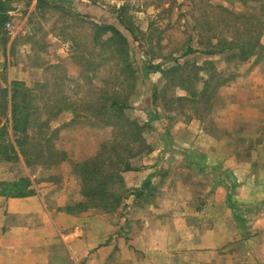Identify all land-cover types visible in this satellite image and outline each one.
I'll return each instance as SVG.
<instances>
[{
	"label": "rangeland",
	"instance_id": "obj_1",
	"mask_svg": "<svg viewBox=\"0 0 264 264\" xmlns=\"http://www.w3.org/2000/svg\"><path fill=\"white\" fill-rule=\"evenodd\" d=\"M37 1H15L4 44L0 36V79L24 83L28 109L39 114L27 123L23 157L0 163V183L28 177L46 193L66 186L80 195L75 164L113 144L127 158L123 151L138 143L123 133L131 136L134 125V139L151 153L131 162L142 168L139 176L121 174L123 200L103 213L114 226L110 264H133L128 228L142 232V219L149 230L158 216L175 221L160 226L173 252L159 264H264V112L245 114L253 102L235 96L244 86L235 83L259 65L264 46L244 63L202 52L209 43L250 38L229 14L248 19L257 37L264 0H50L40 8ZM188 46L200 52L182 57ZM211 72L222 85L201 96ZM118 98L128 108L111 112ZM213 168L237 183L233 209ZM118 238H125L124 255ZM150 260L157 259L141 264Z\"/></svg>",
	"mask_w": 264,
	"mask_h": 264
},
{
	"label": "crops",
	"instance_id": "obj_2",
	"mask_svg": "<svg viewBox=\"0 0 264 264\" xmlns=\"http://www.w3.org/2000/svg\"><path fill=\"white\" fill-rule=\"evenodd\" d=\"M12 1L13 10L8 17L18 11L14 5L17 0ZM260 43L264 46V35ZM242 82L243 89L235 90V96L249 99L245 105L253 102L250 107H245L249 111L245 114H254L257 108L264 112V58L235 84L240 87ZM139 172L127 173L134 177L139 176ZM3 180L12 182L13 178ZM66 188L46 193L42 187L33 185L34 194L28 197L5 198L0 195V264H110L115 245L112 244L114 239L110 241L114 226L110 225L108 215L103 212L98 214L94 210L72 213L70 204H77L82 199L77 190L70 193ZM140 220L137 226L139 230L143 228L142 232L134 228V223L133 227L128 228L134 232V236H127L133 264H141L143 258L157 259L154 264H159L161 259L165 262L167 257L172 256L173 242L168 239V234L160 231V226H172L175 221L158 216L155 219L156 227L146 230L144 228L152 225ZM180 222L178 224L182 225ZM124 239L117 240V248H121L122 255L123 244L126 243ZM148 264H152V260Z\"/></svg>",
	"mask_w": 264,
	"mask_h": 264
},
{
	"label": "trees",
	"instance_id": "obj_3",
	"mask_svg": "<svg viewBox=\"0 0 264 264\" xmlns=\"http://www.w3.org/2000/svg\"><path fill=\"white\" fill-rule=\"evenodd\" d=\"M50 0H38V8L48 5ZM251 1V0H250ZM12 0H0V36L3 44L6 42L5 25L8 21V13L13 10ZM229 17L233 19L232 25H237V22L242 21L244 28H248L242 31V34L249 36L242 45H236L232 43L218 42V45L212 46L209 43V48L203 49V53L209 56H215L216 54H223L229 61H237V63H244L251 57L257 55L258 51L262 49L260 38L264 30L259 31L257 37L251 35L250 28L245 27V23L248 19H243V15L229 14ZM261 25L256 24L255 28H260ZM250 32V33H249ZM214 38L217 36L214 35ZM189 47L183 53L182 57L199 53ZM154 71L162 73L160 67L148 66V71ZM166 75V74H165ZM168 77V76H167ZM178 77V76H177ZM176 77H172L171 82L174 83ZM219 78L214 80V74L211 72L206 81L202 82L201 96L205 93L210 97V93L214 88H218L222 85L219 82ZM171 86V84H170ZM182 91L186 92V86H179ZM24 83L19 81H12L7 83L5 80L0 79V163H16L21 157H23L24 139L27 130V123L31 121V117L34 121H38L37 110L28 109L27 100H25ZM26 107H25V105ZM111 112H123L128 105L126 102H122L119 98L111 104ZM118 127V126H117ZM129 130L133 129L131 136L129 132L123 133V137L128 141H135L138 143V149L127 147L123 153L127 154V158L121 157L118 153L123 150V146L113 144L110 147H102L94 157L88 158L85 161L75 164V174L80 181V195L81 201L74 204L73 207L78 208L72 213H80L89 209H98L103 213L114 212L121 204L123 200V192L120 190L122 185L121 174L126 172L140 171L142 168L133 167L131 162L137 160V158L143 155H148L151 150L143 142L134 139L135 127H128ZM118 130V129H116ZM137 129V133H138ZM128 136V138H127ZM139 141V142H138ZM120 147V148H118ZM200 172L204 169L200 168ZM217 172L219 175L218 180L226 186L227 189V203L230 209H233L232 196L234 190L237 187V183L234 177L226 172H221L217 168L211 169ZM34 194L32 183L28 178L21 179L13 183H0V195L5 198H22L28 197ZM126 194V193H125ZM141 193L134 194L135 197H139ZM234 220L240 223V218L234 212Z\"/></svg>",
	"mask_w": 264,
	"mask_h": 264
}]
</instances>
